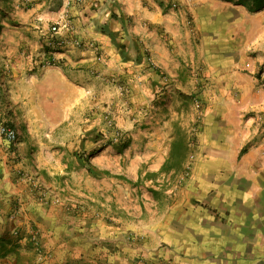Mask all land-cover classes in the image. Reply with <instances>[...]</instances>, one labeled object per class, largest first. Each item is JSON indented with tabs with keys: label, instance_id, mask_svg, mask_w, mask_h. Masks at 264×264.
I'll use <instances>...</instances> for the list:
<instances>
[{
	"label": "rangeland",
	"instance_id": "374dc122",
	"mask_svg": "<svg viewBox=\"0 0 264 264\" xmlns=\"http://www.w3.org/2000/svg\"><path fill=\"white\" fill-rule=\"evenodd\" d=\"M155 55L176 65L171 77ZM130 57L167 83L149 105L135 104L147 94L146 82L135 80L140 70H113ZM0 109V131L16 133L13 142L0 139L15 156L25 144L34 179L61 175L60 196L87 192L56 174L58 164L93 183L104 179L106 228L143 230L144 195L159 213L166 208L195 159L207 155L200 147L241 129L249 136L239 160L264 142V8L249 12L237 0H0ZM174 140L184 148L167 172L145 177L141 164L134 181L124 172L154 143L168 149V160ZM148 180L159 187H146ZM119 194H130L140 214L117 208ZM141 230L106 238L98 250L103 261L120 255L115 261L170 264L151 256L157 250L146 248Z\"/></svg>",
	"mask_w": 264,
	"mask_h": 264
},
{
	"label": "crops",
	"instance_id": "0c3cea01",
	"mask_svg": "<svg viewBox=\"0 0 264 264\" xmlns=\"http://www.w3.org/2000/svg\"><path fill=\"white\" fill-rule=\"evenodd\" d=\"M154 59L169 77L175 73L176 65L170 60L157 55ZM142 62L130 57L114 63L113 70L131 75L140 70L135 80L146 82L147 94L135 104L149 105L167 83L152 70L142 69ZM248 136L241 129L232 130L222 144L200 147L207 155L195 159L189 179L160 213L158 202L145 194L142 210L149 220L143 223V230L131 225L106 228L104 179L93 183L81 170L73 172L58 164L56 174L62 173L71 187L87 192L60 196L55 191L61 186V175L34 179L25 144L17 145L15 156L0 139V245L4 251L0 264H132L134 261H115L120 255L103 261L105 256L98 252L106 238L119 240L130 229L143 231L146 248L157 250L151 256L170 264L264 261V142L237 160ZM152 145V151L128 160L124 172L132 181L138 179L141 164H145L146 174L160 172L168 149ZM50 160L57 163L59 159ZM157 182L148 180L145 186L156 189ZM113 196L117 208L140 214L130 194Z\"/></svg>",
	"mask_w": 264,
	"mask_h": 264
},
{
	"label": "trees",
	"instance_id": "16d2710c",
	"mask_svg": "<svg viewBox=\"0 0 264 264\" xmlns=\"http://www.w3.org/2000/svg\"><path fill=\"white\" fill-rule=\"evenodd\" d=\"M224 1L231 2L232 0H224ZM237 4L244 6L249 12H257V11L264 8V0H237ZM183 148L184 147H183L182 141L174 140L171 143L169 158L162 165L160 172L164 173V172H167L168 170H170L171 168H173L172 166L175 165V161L178 157V153ZM91 155H93V154H89L88 156H91ZM147 176H149V175L146 174L145 177H147ZM116 178L122 179L121 177H116ZM151 194H155V193L153 191H151Z\"/></svg>",
	"mask_w": 264,
	"mask_h": 264
},
{
	"label": "built area",
	"instance_id": "2783aa9c",
	"mask_svg": "<svg viewBox=\"0 0 264 264\" xmlns=\"http://www.w3.org/2000/svg\"><path fill=\"white\" fill-rule=\"evenodd\" d=\"M55 31V28H52ZM1 136L8 142H13L16 139V133L13 129L10 128H2L0 131Z\"/></svg>",
	"mask_w": 264,
	"mask_h": 264
}]
</instances>
